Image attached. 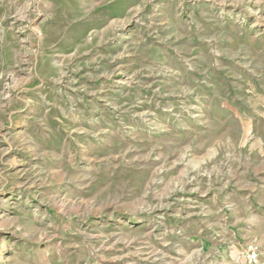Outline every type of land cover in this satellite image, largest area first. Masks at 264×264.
<instances>
[{
  "label": "rangeland",
  "instance_id": "rangeland-1",
  "mask_svg": "<svg viewBox=\"0 0 264 264\" xmlns=\"http://www.w3.org/2000/svg\"><path fill=\"white\" fill-rule=\"evenodd\" d=\"M0 264H264V0H0Z\"/></svg>",
  "mask_w": 264,
  "mask_h": 264
},
{
  "label": "built area",
  "instance_id": "built-area-1",
  "mask_svg": "<svg viewBox=\"0 0 264 264\" xmlns=\"http://www.w3.org/2000/svg\"><path fill=\"white\" fill-rule=\"evenodd\" d=\"M253 259H255V256L251 255L250 260H253Z\"/></svg>",
  "mask_w": 264,
  "mask_h": 264
}]
</instances>
